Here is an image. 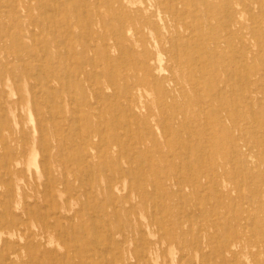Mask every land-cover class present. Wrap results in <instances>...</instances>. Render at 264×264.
Wrapping results in <instances>:
<instances>
[{"label": "bare ground", "instance_id": "obj_1", "mask_svg": "<svg viewBox=\"0 0 264 264\" xmlns=\"http://www.w3.org/2000/svg\"><path fill=\"white\" fill-rule=\"evenodd\" d=\"M6 1L12 6L16 5V9L19 6L21 10L17 14L15 7H11L9 23L3 24L0 18V27L6 28L0 31V149L4 151L0 155V165L4 167L0 173V187L4 188L3 195H0V264L16 263L18 257L15 248L21 245L29 258L33 261L38 259L40 253L51 249L48 246L51 245L50 237L45 238L41 234H46L53 227L56 229L54 234L65 236L64 239L69 242L68 250L76 258L74 264H102L95 250L105 249L97 238L99 228L96 224H92V234L87 233L83 218L90 209L88 203L84 202L81 207L72 209V213L67 216L68 205L73 201L68 192L70 188L55 184L61 181L62 174H53L50 165L60 159L63 161L62 148H68L67 143L65 147L61 142L54 145L49 139L51 133H61L58 129L60 125L46 129L36 124L34 129L39 131V135L33 140L24 138L21 142L17 137L16 123L12 124L7 117L14 110L11 100L16 95L19 103L26 96L35 109L38 105L47 109L55 102L66 100L68 103L61 107V113H70L74 122L84 120L79 128L73 126L74 135L68 142L69 148L75 150L76 154L68 161L64 159V163H69L78 171L76 176L72 175L77 181L81 179L80 172L93 176L91 195L96 199L101 194L108 203L122 204L125 199L114 193L120 190L122 178H130L133 184L143 182L141 188L137 189L143 196L149 187L156 190L160 188V195L172 201V205L185 204V200H181L183 195L195 197L199 191L202 193L198 196L205 201L218 195L235 200V197H230V191L218 187L221 181L212 170L223 169L237 175L235 188L239 189L243 185V175L238 174L250 175L253 173L252 168L264 167V160H254L252 157L254 148L264 151V144H250L252 139L264 140V121H259L264 110L250 112L252 121L257 123L255 128L246 126L247 123L242 121L245 120L242 113L247 110V99L255 101L260 95L264 101V87L262 91V88L257 87V82L252 81V76H256L259 70L264 71V64L260 62L261 58L255 59L247 50L249 44L246 39L249 29L254 35H251L253 45L257 47L258 55L263 57L264 18L261 15L264 0H37L34 1L35 5L27 4L25 0ZM35 8L39 9L37 15L33 13ZM250 11L259 14L260 18L256 20L255 17L254 21L247 24L245 18ZM32 22L35 25L29 29L26 23ZM63 70L68 72L69 78L66 82H57ZM119 75L123 77L124 85H120ZM163 82L169 85V93L161 86ZM148 89L161 98L156 102L165 111L159 121L163 132L167 133L173 128L176 130L173 131L176 132L175 139L170 144L158 142L150 124L141 121L147 120L143 118V109L147 108L149 100L141 101L136 94ZM246 93H253L257 97L246 98ZM192 111L196 113L189 119L187 116ZM107 114H113L115 118L108 119ZM36 120L41 118L37 115ZM91 120H98L99 124ZM223 120L235 122L226 124ZM196 121L199 123L194 125ZM137 123L138 127L133 128ZM232 127L239 131L238 136L231 135ZM183 136L190 137V140L185 141ZM242 137L248 139L249 143L233 142V139L239 141ZM145 138L150 144L153 143L152 147H147L143 141ZM122 139L131 144L136 143L139 147H128ZM226 143L229 149L224 148ZM198 144H202L199 149ZM36 145L41 147L43 163L38 172L33 174L30 186L33 190L38 188L37 174L46 177L44 184L50 187L52 199L47 212L30 209L25 204L26 190L24 186L14 184L12 176L18 172L16 165L20 163L14 155V147L21 146L20 150L30 152L36 150ZM169 146L179 147L181 153L185 154L180 156L177 164L163 163L165 156L160 151ZM114 152L124 156V163L118 160ZM134 153L139 154L138 161L149 159L159 163L149 166L145 173L137 171L132 158ZM241 154L249 157L246 163L237 161L229 166L223 159ZM211 158L214 161L207 167L205 161ZM103 165L114 168L115 173L109 176L111 178L101 173ZM164 168H178L184 172L183 180H173L175 188L172 190L169 188L171 186L165 191L162 189L169 185L163 178ZM206 174L209 177L206 182L213 184L214 189L206 188L202 180ZM100 180L109 184L107 190L100 188ZM252 181L242 190L249 198L255 197L257 204L254 206L255 203L249 201L246 208H257L260 214L262 207H259V202L264 198V193ZM214 182L218 184L214 185ZM58 196L61 199L57 200ZM241 196L239 194L238 197ZM200 198H195L194 203L185 209L199 216L208 214L210 209L202 205L204 203ZM12 206L18 212L13 211ZM218 206L228 205L224 201H216L215 207ZM175 210L178 212L179 208ZM95 212L102 221V229L105 221L120 216L118 210L111 208L108 211L104 203L96 205ZM23 213L40 216L39 238L30 239L28 233L25 235L20 232L23 222L18 215ZM249 216L246 217L247 221L256 219L249 234L259 233V229L263 228L257 220L259 215L250 213ZM62 218L65 224L68 223L70 232L62 226ZM144 220L136 223L133 233L141 232L142 225L148 229L157 224L163 231L169 228L167 237H177L187 247L183 235L189 229L185 223L174 221L170 224L163 220V216L161 220L146 217ZM121 223H117L119 230L115 233L125 241H135L131 231L127 234L121 231ZM206 223L218 230V246L222 250L230 255L237 253L233 249L237 242L235 238H239V235L234 236L213 219L210 222L206 220ZM17 233L21 234L19 240H11ZM112 233L109 230L106 232L108 240L112 241ZM199 237L196 234L188 242L197 256L203 254L204 248ZM142 244L137 256L146 261L156 252V243L149 241ZM253 260L255 263L260 262L257 257Z\"/></svg>", "mask_w": 264, "mask_h": 264}, {"label": "rangeland", "instance_id": "obj_2", "mask_svg": "<svg viewBox=\"0 0 264 264\" xmlns=\"http://www.w3.org/2000/svg\"><path fill=\"white\" fill-rule=\"evenodd\" d=\"M34 1L37 2V0H25V3L35 5ZM11 7H15L16 9V5L12 6L6 0H1L0 18L2 19L3 24L9 23L8 22V20L10 19L9 11L11 10ZM20 10L21 9L18 6L16 9L17 11L16 13L20 14ZM33 13L34 15L39 14V9L38 8L33 9ZM23 14L26 15V13L24 12ZM255 17L257 18L256 20H258L260 18V15L257 13H254L253 11H250L249 14H247L245 18L247 24L254 21L253 19ZM261 17L264 18V11ZM26 25L28 26L29 29H33V26L35 24L32 22V23H26ZM4 29H6L5 26L0 27V31ZM262 29L264 31V25H262ZM251 35L254 37V35L250 33V30L248 29L247 34H246L247 43L249 44L247 46L248 48L247 50H250V52L253 54L255 59L261 58L260 62L264 64V56L261 57L258 55L257 47L253 45ZM68 78H69L68 72L63 70L61 74V79H58L57 82H60V81L66 82ZM122 78L123 77L119 75L118 80L120 82V85L125 84ZM252 79H253L252 81L257 82V87L262 88V91H263L264 71L259 70L256 76H252ZM161 86L165 89V92L170 91L169 85L167 84V82H163ZM88 87L90 90L91 87L90 86ZM136 95H137V98L141 99V101L147 100V99L149 100V104L147 105V108L143 109V113H144L143 118L147 120H141V121H147L150 124V126L152 127V132L155 135L158 142H165L167 144L172 143L173 140L175 139V134H176V132H173V131H176V130L173 128L171 131L164 133L163 129L159 125V121H161V119L165 115V111L162 110L161 107L158 106V103H157L158 99H161V98H159L153 90H149V89L140 90L139 92H137ZM17 97L18 96L16 95L15 98L11 100L14 110L11 111L9 114H7V117L10 119V122L12 124L16 123V127H17L16 130L18 131L17 137H19V140H21V142L24 140V138H29L33 140L36 138L37 135H39V131L34 129V126L36 124H41L42 127L46 129H51L56 124L60 125L58 129L61 133H55L57 137H55L56 136L55 134L51 133V137L49 139L51 140L52 144L54 143V145H56L58 142H61V145L64 143L63 146L65 147V144L67 143L68 148H64V149L62 148L63 161L60 159V161L57 162L56 164H51L50 168H52L51 170L53 174L57 176H59L60 173L62 174L61 181L55 184H57L59 187L66 185L70 188L68 192L71 193V197L73 201H71L70 204L68 205L69 212L67 213V216L72 213V209L81 207V205L84 204V202L88 203V207L90 209L87 210L83 219L85 220V227L88 228L86 229L88 234L90 235L92 234L91 227L93 223L96 224L95 226L99 228L97 232V238L103 244L102 246H104L105 249L107 248L106 250L105 249L101 250L102 248H100V250L98 249L95 250L96 253L98 254L97 257L98 259H100V262L102 264L103 262L105 263V261H106L105 264H248V263L249 264H264V234H263L264 233V198L260 200L259 202V207H262L261 209L262 213L260 214L257 213L259 212L257 211V208L247 210L246 206L249 201L251 202L253 201L255 203L254 206L257 204L255 202L256 198L255 197L249 198L246 195L247 193L244 190H242L243 188H245L246 184L250 180H253L252 182L255 181L254 183L257 185V187L260 189L262 193H264V179H263L264 178V167L258 166V167L252 168L253 173L250 175L238 174V176L243 175V177H241L242 178L241 182H243V185H241L239 189H236L237 187L235 186L236 181H238L237 175H235L232 172H225L223 169H213L212 170L213 174L216 175V177L221 181L220 186L218 185V187L222 189H227L228 191H230V197L231 196L232 198L235 197L236 198L235 200L234 199L228 200L222 195H218V197H213L212 199L205 201V200H202L198 196L200 192L202 193V191H199L198 195L195 197H188L187 194H185V196L183 195L181 200L183 201L185 200L184 202L185 204L176 203V205H172L171 203L172 201L169 202L165 197H162L160 195V192H161L160 188L156 190L154 188L149 187L146 190L145 195L143 196L137 190L141 188L143 182L133 184L130 182V178H126V179L122 178L120 179V183H119L120 190L118 191L116 190L114 193L115 195L118 194V195H121L122 197H125V199L123 200L122 204L121 203L115 204L114 202L108 203L105 201V197L101 194L97 195L96 199L93 197V195H91L90 193L91 185L94 184L93 176H89L87 172H83L84 174L80 172L81 179L77 181L73 179L72 175L76 176L78 171L75 170L72 167V165H70L69 163H66V164L64 163V159L68 161V159H71L72 155L76 154L75 150H72L71 148H69V142H70L69 139L74 135L73 126H76L77 128H79L82 125V121L84 120H79L78 122H74L75 120H73V117L70 115V113L68 112L61 113V111H63L61 107L66 106L68 103L66 100L55 102L54 105L51 104V106L47 109L42 105H38L37 108L35 109L34 106L31 105L29 99H27L26 96L22 103H19L16 101ZM252 97L255 98L257 96H254L253 93H246V98H252ZM255 99L257 100L253 101V100L247 99V110L243 111L242 113V115H244L245 117V120H242V121L247 123L246 126H250V127L253 126V128L257 126V123L252 121L250 112H263L264 110V106H263L264 104L259 103V102H264L263 97L261 98L259 95V97ZM154 105H156L155 108L151 107ZM195 113H196L195 111H192L188 114L187 117L191 119L192 115H194ZM37 115L39 118H41V120H36ZM107 117L108 119H113L115 118V115L107 114ZM262 120L264 121V115L261 117L259 121L261 122ZM91 121H93L96 125L99 124L98 120H91ZM223 121H225L226 124H233V122H235V120H223ZM189 122H191V120H189ZM198 123L199 122L196 121L193 124L197 125ZM137 127H138V123L133 125V128L136 129ZM230 130H231V135L238 136L239 131L235 130V128L233 127ZM77 132H78V129L76 133ZM59 134H60V137H59ZM183 138L185 141L190 140V137L188 136H183ZM233 140H234L233 142L235 143L237 142L239 144L240 143L247 144V142L249 143V140L243 137L239 141L236 139H233ZM255 140L253 139L252 141L250 140V144L252 143L254 145L264 144V140H262V138L257 139L256 142ZM122 141H123V144H125L128 147H139V145H136V143L131 144V142H129L126 139L125 140L122 139ZM143 141L144 143L148 145L147 147L153 146V143L150 144L146 138ZM200 145L202 146V144ZM200 145L198 144L197 149H199ZM20 148L22 147L21 146L14 147V155L18 157V159L20 160V163L16 165V170H18V172L13 173L12 175L13 182L17 186H24L26 190V195H27L25 199V202H26L25 204L28 207H30V209H34V210L40 209L39 210L40 212H44V211L47 212L50 209V204H51L50 202L52 201V199H51V194H50L51 193L50 187L44 184V182L46 181V177L44 178L42 174L40 175L37 174L36 179L39 184L38 188L36 190H33V187L30 186L33 174L38 172L39 167L43 163V158L41 157L42 154L40 153L42 151L40 149L41 147L38 146L35 151L32 150L30 152L28 150L27 151L25 150L26 152H24L23 149L20 150ZM224 148L229 149L230 147L226 143L224 144ZM256 150L257 148H254V151H253L254 156H252L253 159L254 160H261V159L264 160V151L262 150L256 151ZM181 151L182 150L179 147H175V146L174 147L169 146V147L163 148L160 151V153L163 156H165V161L163 163L167 162V163L177 164L178 160L180 159V156L181 155L185 156L184 152L181 153ZM3 153L4 151L0 149V155H3ZM114 155L118 158V160L121 163H124L125 158L123 155L119 154L118 152H114ZM132 158L134 160V165L137 166V171H140L143 173H145V171L149 169V166H154L155 164L158 165L159 163L155 160H149V159L145 161H138L137 160L139 158L138 153H134L132 155ZM223 159L227 163V165L230 166L232 162L237 163V161L239 162L242 161L246 163L249 160V157H247V154H241V155H238L237 157H227ZM213 161H214L213 158L207 159L205 161V165L208 167ZM0 166H1L0 173H2V171H4V167L2 165ZM122 167L124 168V164L122 165ZM182 172L183 171L178 168H175V170H171V169L169 170L168 168H164L163 178L165 179L164 181H166L169 185L162 187V189L165 191V188H168L169 186H171L169 187L171 190L174 189L175 187L172 182L173 180H176V179L183 180L182 176L184 175V172L183 173ZM101 173L108 176V178H111L109 176L113 175V173H115V170L114 168L112 169V168H109L103 165ZM9 178L11 179V177ZM208 179L209 177L207 176V174L204 177H202V180L204 181V183H206L205 184L206 188L212 187L211 189H214L213 184L211 185L210 183L206 182L208 181ZM42 182H43V186H42ZM217 184L218 183L214 182V185H217ZM108 185H109L108 183H105L103 180L102 181L100 180V183H99L100 188H105L107 190ZM191 188L199 189L196 187H191ZM3 190L4 188L0 187V195L2 194ZM183 190L184 192H187L186 189H183ZM72 193L75 195H72ZM239 194H242L243 196L239 198L238 197ZM58 197H57V200L61 199L60 197L59 198ZM195 198H200L201 201L204 203V204L202 203L201 204L204 206H207L210 209L208 214H205L204 216H199V214L195 212L194 213L189 212L185 209L194 203ZM216 201H224V203H226L228 206L215 207ZM102 203H104L105 207L106 206L108 207V211H111V208H113L114 210H118L120 214V216L115 220H113V217H112L110 221H105L103 223V226H104L103 229H102V221L99 217H97L98 213L95 212L96 205L99 206V204H102ZM176 207L177 209L179 208L178 212L176 210L174 211ZM12 210L18 212V210H16L13 206H12ZM124 211H127V213ZM250 213H254L255 216L257 214L259 215L257 216V220L263 226V228L259 229V233L256 232V234L255 233L249 234L251 227L253 226L256 220L255 218L253 220L251 218L248 220L249 222L247 221L246 217H250L249 216ZM37 216L38 215H35L32 213H23V214L18 215V217L23 222V225H22L23 231L21 230L20 232L22 234L25 233V235H27L28 233L27 236L30 239L39 238V235H37V233H39V226L42 220L40 216L39 217ZM92 216L94 218H92ZM162 216H163V220H165L167 223L171 224L172 222L176 221L182 224L185 223L184 225L188 226L189 230H187L183 235L184 241L187 242L185 244V246L187 247H184L182 240L181 241L177 240L176 239L177 237L176 238L167 237V234L169 233V228H167L166 231H163L157 224L152 225L148 229H146L142 225L141 232H138L137 234L133 233L134 232L133 229L135 225H137L136 223L144 222L145 217L148 219H153V220L154 219L161 220ZM91 219H93L92 221L94 222H92ZM212 219L220 223L222 228L225 227V229H227L228 231H231L234 236L236 234L240 236L239 238H235V241L237 242H235V248L233 249L234 251H237V253L235 254L232 253L230 255L226 252V250H222L218 246V238H217L218 230L215 227L207 225L206 223V220L210 222ZM230 220L232 222H230ZM60 222L62 223V226L65 227L70 232V229H68L69 225L68 223L65 224V220L63 218L61 219ZM118 222L120 223L122 222L121 231H124L125 234H127L128 231H131L134 234L135 241L133 242H128V240L125 241L122 239V237L119 234L115 233L117 230H119L118 226H116ZM126 226L128 227L129 230L127 229ZM55 230L56 229H54L53 227V228H50L47 233L45 232L46 234H41V236L44 235L45 238L50 237L51 245H48V246L51 247V249L46 252L40 253L38 255V259L36 258L35 261H33L31 257L29 258L27 252L24 249H22L23 248L22 245L18 246L17 244L18 248H15V253L18 257V260L17 262L15 261L16 263L14 264H29V263L30 264H36V263L37 264H62V262L63 264L64 263L74 264L76 262V258H74L72 256V252L68 250L69 242L66 239H64L65 237L64 235H63L64 237H62V235L54 234ZM108 230L109 232L111 231V233L113 232L112 233L113 235L111 236L112 241L106 238L108 236L106 234ZM244 233H246L247 235L244 236L243 235ZM172 234L175 235V231H173ZM196 234L201 236L199 237L200 238L199 241H201L202 242L201 245L204 246L203 254L201 255L199 254L198 256L194 253L195 251L193 247L191 245H188V242L193 240ZM209 234H212V235L208 236ZM20 235L21 234L19 233L15 234L11 240L13 241L19 240ZM104 241L105 243H103ZM149 241H153L156 243L155 244L157 248L156 252L152 254L148 260L142 261L143 259L139 258L137 254L139 255V252L143 246L142 243L149 242ZM116 244H118V246ZM122 246L124 248L123 250H122ZM95 251H91V252H95ZM64 252H65V255L63 254ZM60 255H64V256H60ZM104 257L105 259L103 260ZM254 257H257L260 262H257V263L253 262ZM11 259L14 260L13 258ZM42 259L44 260L42 261ZM247 259L248 261H246Z\"/></svg>", "mask_w": 264, "mask_h": 264}]
</instances>
